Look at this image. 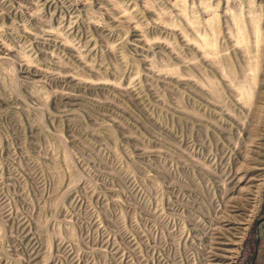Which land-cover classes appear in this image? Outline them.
I'll list each match as a JSON object with an SVG mask.
<instances>
[{"label": "rangeland", "instance_id": "1", "mask_svg": "<svg viewBox=\"0 0 264 264\" xmlns=\"http://www.w3.org/2000/svg\"><path fill=\"white\" fill-rule=\"evenodd\" d=\"M224 3L0 0V264L216 262L264 174V48ZM261 192L233 264H264Z\"/></svg>", "mask_w": 264, "mask_h": 264}, {"label": "bare ground", "instance_id": "2", "mask_svg": "<svg viewBox=\"0 0 264 264\" xmlns=\"http://www.w3.org/2000/svg\"><path fill=\"white\" fill-rule=\"evenodd\" d=\"M234 3H235V6H234V4L232 6V4L230 3V0H226V3H224V5H223V10H226L224 12L228 13L229 23L231 22V26L233 25L232 32L235 35V40L237 43L244 44L247 42L248 35L246 32V26L248 24V27L250 28V32L253 34L254 43L256 46V50H257V51L255 50L256 52L254 54L255 55L254 56L255 61L253 64H251V67H250L252 70L255 71L258 68L260 69L262 66L261 60L259 59L261 56L259 55V53L257 54V52L260 49L261 45L264 48V26L261 25V23H260L261 13L259 12V8H257V6H259V5H258L256 0H234ZM204 5L206 6V8L210 7V5L207 2H204ZM211 14H212V16H211V19L209 20L210 27H211V30H210L211 37H205L204 36V38L201 41L202 46L207 47V48H215V37L217 35L221 34V28L219 26H217V18L219 17V11L212 10ZM245 22H246V24H245ZM212 60H213V62L217 61L216 58H212ZM228 72H231V70H229ZM253 79H254V77H253ZM210 89L216 90L214 83H210ZM239 90L243 96V99L245 101L249 102L251 97H252L251 87L246 86V85H242L239 87ZM263 182H264V174L261 177V182L256 187L257 190L253 194V196H254L253 197V200H254L253 201L254 202L253 209L251 208V213L249 214V219H246V221H248V222L244 223V225L246 224V226L244 228H241L242 231L241 232L237 231L236 226L233 223V226H235V227L230 228V230H231V232L229 233V235H231V241L229 240L230 243H228V240H227L228 235H226L225 231L224 230L219 231L218 236H217L218 241H216V248L215 249H217V250L221 249L222 255L218 259L213 258V261L215 260L216 262H213L212 264H233V262H234L233 260L239 254V250H240L241 244H242L241 242H242V239L244 238V236L246 235L245 231L249 225V222L251 221L252 217L254 216V214L256 213V211L259 207V204L261 201V193H262L261 189L263 186ZM236 184H238V181L236 182ZM228 221H230V220H228ZM226 223H228V222H226ZM239 224L242 225L243 223L239 222ZM235 239H236V241H235ZM230 245H237V247L235 249H233V248L229 249L228 246H230ZM228 260H229V262H228ZM226 261H227V263H226Z\"/></svg>", "mask_w": 264, "mask_h": 264}]
</instances>
